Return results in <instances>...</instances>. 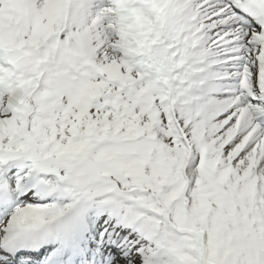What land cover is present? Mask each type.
I'll return each instance as SVG.
<instances>
[{
  "label": "snow or ice",
  "instance_id": "1",
  "mask_svg": "<svg viewBox=\"0 0 264 264\" xmlns=\"http://www.w3.org/2000/svg\"><path fill=\"white\" fill-rule=\"evenodd\" d=\"M0 264H264V0H0Z\"/></svg>",
  "mask_w": 264,
  "mask_h": 264
}]
</instances>
